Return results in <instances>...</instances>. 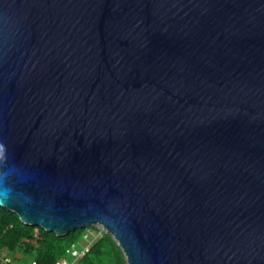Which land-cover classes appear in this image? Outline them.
Returning a JSON list of instances; mask_svg holds the SVG:
<instances>
[{
	"label": "water",
	"instance_id": "water-1",
	"mask_svg": "<svg viewBox=\"0 0 264 264\" xmlns=\"http://www.w3.org/2000/svg\"><path fill=\"white\" fill-rule=\"evenodd\" d=\"M0 208L264 264V0H0Z\"/></svg>",
	"mask_w": 264,
	"mask_h": 264
},
{
	"label": "trees",
	"instance_id": "trees-1",
	"mask_svg": "<svg viewBox=\"0 0 264 264\" xmlns=\"http://www.w3.org/2000/svg\"><path fill=\"white\" fill-rule=\"evenodd\" d=\"M97 233L93 227H88L56 237L39 227L22 224L15 214L0 208V264H4L3 258L7 264H56L72 245H87L83 239L85 234L88 235V249L76 260H71L73 264H126L112 236Z\"/></svg>",
	"mask_w": 264,
	"mask_h": 264
},
{
	"label": "built area",
	"instance_id": "built-area-1",
	"mask_svg": "<svg viewBox=\"0 0 264 264\" xmlns=\"http://www.w3.org/2000/svg\"><path fill=\"white\" fill-rule=\"evenodd\" d=\"M102 233H106V231L105 230H102V232L98 231L97 235H100ZM83 239L87 242V245H75V246L72 245L71 247L66 249L65 256L60 261H58L56 264H73L74 260H76L84 252H86L88 249V244H89L88 235L87 234L83 235ZM1 262L4 264H7L4 258L2 259Z\"/></svg>",
	"mask_w": 264,
	"mask_h": 264
},
{
	"label": "rangeland",
	"instance_id": "rangeland-1",
	"mask_svg": "<svg viewBox=\"0 0 264 264\" xmlns=\"http://www.w3.org/2000/svg\"><path fill=\"white\" fill-rule=\"evenodd\" d=\"M90 227H93L97 232L98 231H101L102 232V230H104V229H102V227H100L99 225H97V224H95V225H92V226H90ZM90 231V230H89ZM88 231V232H89ZM90 235V234H89Z\"/></svg>",
	"mask_w": 264,
	"mask_h": 264
}]
</instances>
